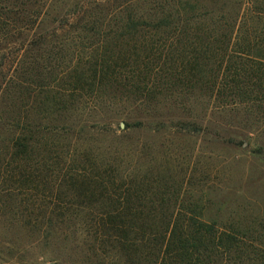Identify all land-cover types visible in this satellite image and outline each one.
<instances>
[{
	"label": "trees",
	"instance_id": "trees-1",
	"mask_svg": "<svg viewBox=\"0 0 264 264\" xmlns=\"http://www.w3.org/2000/svg\"><path fill=\"white\" fill-rule=\"evenodd\" d=\"M243 3L0 0V230L79 233L89 260L113 253L123 264H211L232 246L235 228L173 202L116 148L87 147L82 134L95 125L82 117L114 124L84 101L97 97L142 104L188 89L221 104L257 97L264 56L248 29L244 37ZM139 117L119 130L152 127ZM72 211L94 214L65 215Z\"/></svg>",
	"mask_w": 264,
	"mask_h": 264
},
{
	"label": "rangeland",
	"instance_id": "rangeland-1",
	"mask_svg": "<svg viewBox=\"0 0 264 264\" xmlns=\"http://www.w3.org/2000/svg\"><path fill=\"white\" fill-rule=\"evenodd\" d=\"M241 8L244 37L248 29L251 44L257 45V51L262 49L264 56V0H244ZM47 29L50 32L53 25ZM261 89H257V97H253L256 93L245 92L232 103L223 104L215 95L196 89H188L180 97L178 91L169 99L156 97L142 104L119 97H97L93 102L84 99L88 106L98 104L103 119L109 116L108 121L114 124L106 127L103 121L94 120L98 118L94 115L83 116L82 121L88 119L95 128L82 137L97 153H110V148H116L127 156L128 170L147 176L151 186L170 191V199L178 205L195 204L199 215L235 228V242L219 249L211 264H264V85ZM137 116L152 127L119 130L120 125L125 126L124 120L132 122ZM157 122H165L168 127L157 130ZM119 134H125L126 139ZM91 214L94 212L65 213L77 218ZM0 252L4 264L124 263L113 253L89 260L80 234L61 231L44 239L36 233L3 228Z\"/></svg>",
	"mask_w": 264,
	"mask_h": 264
},
{
	"label": "water",
	"instance_id": "water-1",
	"mask_svg": "<svg viewBox=\"0 0 264 264\" xmlns=\"http://www.w3.org/2000/svg\"><path fill=\"white\" fill-rule=\"evenodd\" d=\"M124 125L122 124V127H123Z\"/></svg>",
	"mask_w": 264,
	"mask_h": 264
}]
</instances>
